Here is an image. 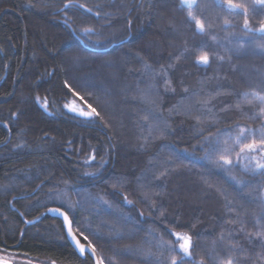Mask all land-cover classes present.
Instances as JSON below:
<instances>
[{"label": "trees", "instance_id": "obj_1", "mask_svg": "<svg viewBox=\"0 0 264 264\" xmlns=\"http://www.w3.org/2000/svg\"><path fill=\"white\" fill-rule=\"evenodd\" d=\"M251 1L247 15L220 4L226 18L211 12V27L229 20L264 59V3ZM187 8L198 11L185 0H0V251L14 264H93L49 206L99 263L215 264V244L264 190V90L198 39ZM73 101L99 115L68 111ZM238 246L250 261L252 247Z\"/></svg>", "mask_w": 264, "mask_h": 264}, {"label": "rangeland", "instance_id": "obj_2", "mask_svg": "<svg viewBox=\"0 0 264 264\" xmlns=\"http://www.w3.org/2000/svg\"><path fill=\"white\" fill-rule=\"evenodd\" d=\"M185 1L198 5V11H192L187 8V11L184 12L186 23L200 34V37L197 36L198 39L206 42L210 48L212 43L215 51L219 54L228 53L234 55L236 66L242 78L245 80L247 87L253 91H263L264 59H261L263 57H255L252 49V46L257 44L259 40H234L228 32L230 30L228 26L229 20L224 21L226 28L228 27L229 30L226 28L223 29L221 27L222 25L220 26V22L211 27V12L215 15H221L222 9L219 5H227L228 0H195L194 3H192L191 0ZM232 3L234 5H239V7L235 8L239 12H236V14H245V10L246 13H248L253 9L251 0H232ZM207 16L209 18H206ZM225 16L221 15L223 18H226ZM197 21L204 26L203 31L198 29ZM73 108H75V111L72 110ZM67 109L80 116H83L80 114L82 111H90L82 107V105L76 101H73ZM243 242L252 247L253 253L250 256V261L244 262L242 258L238 257V252L240 250L238 245ZM0 260H7L12 262V264H14V262H21L17 261L13 253L9 251L5 253L0 251ZM212 261L215 264H228V261H231V264H264V190L258 195L257 199L242 212L229 233L223 239L220 238L215 244L212 251ZM30 262L32 264H53L38 261Z\"/></svg>", "mask_w": 264, "mask_h": 264}, {"label": "snow or ice", "instance_id": "obj_3", "mask_svg": "<svg viewBox=\"0 0 264 264\" xmlns=\"http://www.w3.org/2000/svg\"><path fill=\"white\" fill-rule=\"evenodd\" d=\"M191 2L194 3L195 0H191ZM261 2L264 3V0H261ZM228 5H229L230 10H234L235 8L239 7V5H234L232 3V0H228ZM246 14L247 13H246V10H245V15ZM196 23H197L198 29L200 31H203V27L204 26L199 21H197ZM244 26H245L246 29H248L249 26H248L247 20H245V25ZM249 30H251V29H249ZM262 30H264V26H262ZM198 63H203V64L206 65L208 63V56H206V55L205 56H201L199 61H198ZM65 87L69 88V90L72 91L71 86L68 85L67 83L65 84ZM73 94L75 95L76 93L74 92ZM89 107H91V106H89ZM72 110L75 111V108H73ZM80 114L83 115V116H86V117H91L93 115H96V116L99 115V113L96 111L95 108H91V111H89V112H83L82 111ZM242 133H243V130H242ZM260 143H261V145H264V138L261 139ZM245 147L247 148L248 151L251 152V151H255L256 150L257 145L255 143H252V144H247ZM242 151H243V149H242ZM222 159H223V157H222ZM224 164L225 165H231L232 161L225 159L224 160ZM259 167L264 168V165H259ZM50 211L55 212V213H60V209H58V208L57 209H50ZM61 215H63L65 223L69 224L68 231H69V235H71L72 234V229H71V226H70L71 225V221L69 220V217L66 214H63V213H61ZM178 239L183 241L180 244V248L183 250V252L186 255L189 254V249L191 247V239H190V237L178 236ZM77 244H78V246L80 248L81 253L85 252L84 246L80 245L78 241H77ZM92 252L93 253L95 252L94 248L92 249ZM228 264H231V261H228Z\"/></svg>", "mask_w": 264, "mask_h": 264}, {"label": "water", "instance_id": "obj_4", "mask_svg": "<svg viewBox=\"0 0 264 264\" xmlns=\"http://www.w3.org/2000/svg\"><path fill=\"white\" fill-rule=\"evenodd\" d=\"M92 50H95V49H92ZM95 51H100V50H95ZM57 208L60 209V213H55V212L50 211V209H57ZM45 212H46L47 215L52 216V217H57V218H59L61 220L65 238H66L67 242L69 243V245L74 249V251L76 252V254L79 257L83 258V257H85V255H88L92 259L93 264H100L99 260H98V258L96 256V253L92 252L93 248L91 247V245H89V244H87L85 242H82L76 236V234L73 231L72 222H71V225H70L71 229H72V234L69 235V231H68L69 224L65 223L63 215H61V213L67 215V213L63 209H61L59 207H55V206H49V207L46 208ZM69 220H70V218H69ZM77 241L79 242L80 245L84 246L85 252L81 253L80 248H79V246L77 244ZM0 264H12V262L7 261V260H0Z\"/></svg>", "mask_w": 264, "mask_h": 264}]
</instances>
